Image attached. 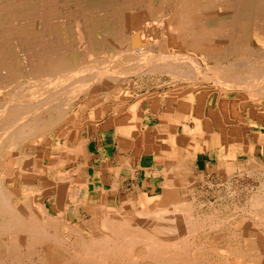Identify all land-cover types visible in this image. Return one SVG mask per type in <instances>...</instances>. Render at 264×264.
<instances>
[{"label": "bare ground", "instance_id": "1", "mask_svg": "<svg viewBox=\"0 0 264 264\" xmlns=\"http://www.w3.org/2000/svg\"><path fill=\"white\" fill-rule=\"evenodd\" d=\"M144 1L0 0V264H63V258L64 264H264L258 226L264 221V179L245 199L249 216L234 226L244 227L241 238L231 224L219 222L213 204L194 209L176 190L191 182L199 147L220 149L225 158L216 164L227 163L228 170L240 148L247 169L264 171L254 156L257 147L264 156V60L248 47L253 32L264 40V15H257L264 0ZM160 39L177 60L165 56L162 44L151 52L150 44ZM81 53L91 55L88 63ZM137 59L172 82L205 79L244 90L252 106L236 117L245 115V127L223 126L228 100L221 98L216 108L202 99L197 110L190 102L178 107L183 137L175 144L181 152L169 148L164 131L169 108L161 114L154 103L152 117L138 101L98 127L94 111L105 103L98 93L114 97L125 74L136 73ZM79 94L83 101L69 116ZM87 109V122L74 124ZM109 119L114 126L106 130ZM255 128L260 130L251 139ZM91 131L98 143L94 160ZM108 143L117 146L113 162L102 151ZM204 157L200 166H210ZM136 172V187H123ZM69 206L74 218H83L66 221ZM247 220H257L252 227L260 243Z\"/></svg>", "mask_w": 264, "mask_h": 264}, {"label": "rangeland", "instance_id": "2", "mask_svg": "<svg viewBox=\"0 0 264 264\" xmlns=\"http://www.w3.org/2000/svg\"><path fill=\"white\" fill-rule=\"evenodd\" d=\"M147 3H149V2H147V0H145L143 2V4H147ZM153 6H156V5H153ZM71 7H75V6L72 5ZM169 9H170L169 5L164 6L162 11L165 12L166 14H169V11H170ZM257 15L263 16L264 12L261 14L257 13ZM73 30H74V27L72 28L71 32ZM253 34H254V32L252 33L251 37H249L248 47L250 49H252L253 53H257L259 55V58H258V59H260L259 61H262V60H264V40L262 38L258 37L256 34H254V35ZM161 44L164 47L163 52H164L165 56L169 57V59L171 58L173 60H177L178 57H177L176 51L171 49L169 47V45H167L166 41L163 39H160V42H153L150 44V48H152L151 52L153 51V53L156 54L159 51ZM79 55L82 57V60L84 62H86V63L89 62L88 56H91V55H87V54H83V53H81ZM174 56H175V58H174ZM137 61H138V59H137ZM140 62L138 61V64L136 63L137 64L136 66L140 65V66H138L139 68L137 69L136 73H134V72L128 73L127 72L125 74L126 76L124 77L123 83L120 85L119 88H117L113 92L114 97H112L111 99H107L106 95L108 92L104 91V93L103 92L98 93V96L102 98V99L100 98L101 100L99 101V103L102 104L105 102L104 104L98 106L100 110L95 109V111H94V113H96L97 118H98V119H95L97 121L96 124L98 125V127L101 124V122H102L101 120H103V118L106 119L108 117L114 116L115 114L119 113V111L122 109V107H124V106L126 107L127 105L136 103L138 101H139V104L141 106L142 111H144L146 113V116L152 117L151 112L149 110V108H150L149 106H151L154 103L157 106V108L160 109L161 114L167 108H169V114H168L169 117L168 118H169V127L170 128L167 127V128H165L166 130H164V131H165V133H168V135H169V142L172 141L171 143H169V146H170L169 148L175 147L176 151L181 152L182 150H179V149H182L183 147L175 144L176 138L181 136L180 139H182V137H183L182 126L180 124H178V122L180 121V118H178V115L180 113L178 107H180V105H182V104H185V102L186 103L190 102V104H192L191 107H194L197 110L199 101L202 102V100H204L206 102V104L216 108L218 106L219 98L228 100L227 101L228 102L227 110L222 112L221 117H220V120H222L221 122H222L223 126L225 128H231L234 124L233 127H235V126L245 127V125L247 123V118L245 117V115L243 114L244 116L242 117V119H239L241 117H236V114H238V112L241 111L242 108L245 110V109L249 108L250 106H252L251 102H249V97H248L249 95L246 94V92L244 90H240V89L239 90L238 89H230L229 90V88L226 89V88L219 87V84H217L213 81H210V80H205V79H202L201 81L192 83L190 85L186 84L185 82H176V81L172 82L167 74H164L162 72L156 73V71L150 72V71H148L150 65L147 64V62H145V61L143 62V60L141 63ZM263 72H264V69H263ZM198 84H200V85H198ZM194 85H196V86H194ZM196 92H197V94H196ZM169 97H171L172 99ZM200 99H202V100H200ZM196 100H197V102H196ZM82 101H83V94H79L78 97L73 100L74 105H73L71 113L70 112L68 113L69 116L72 114V112L74 110H76V108H79ZM243 102H245V103H243ZM170 103H171V105H170ZM103 106L105 108H107V107H109V108H107V110H106V109H104ZM259 108H260V110H262L264 108V103H262ZM231 110L234 112H232ZM90 111L91 110H89V109H87L85 111H79L78 112V119L82 118L83 120H80V121L76 120L77 122L74 124H77V126L81 127L83 125V123H86L87 118L91 114ZM81 112H83V113H81ZM86 112H87V115H86ZM183 112H184V110H183ZM259 114L260 113L257 112V114L254 117L257 119V117H260ZM238 121H240L241 123H239ZM107 123L108 124L104 126V129H106V130L110 129L114 126L113 120H111V119H109L107 121ZM235 123H236V125H235ZM175 124L178 125V127H176V130H175L176 132L173 129ZM190 124H193V123L190 121ZM205 124L208 126L210 125V123H205ZM85 128H83V130ZM211 130L212 129L210 128L209 132H212ZM259 130L260 129L255 128V129H253V131L248 132V136H250L249 138L252 139V137L254 135L252 133H255L256 131H259ZM171 131H172V133H171ZM223 132L226 133L225 131H223ZM89 135H91V136L93 135L92 137L96 136L95 133L93 134V131H91V133H89ZM171 136H173V137H171ZM50 137H52V135H50ZM93 139L94 140L90 144V151L92 152V155H91L92 160L99 158V153L95 152L97 144H98L97 138L94 137ZM173 144H175V146H173ZM42 146H43V144L41 145V147ZM44 147H46V145ZM116 147L117 146L114 143L113 144L108 143V144H105V146L102 149V151H104L105 158H108L109 156L111 157L109 159V160H111V162L114 161L113 158L116 156ZM219 150L220 149H218V148H212V150L211 149L208 150L205 148L203 149L200 147L197 148V150L194 151V155H195V158L197 160L193 161V166H190V169L192 171L188 175V176L192 177V178H190L191 182L187 183V185H186V183L179 185V187H177L176 190H177V192L180 193V195H183L184 197L188 198V200L194 206V209H196V204L201 203V205L204 209H206L208 207V205L213 204V207H216V209H218L219 222L226 224V225L231 224L229 226L233 227L234 230L236 231V233H240L239 238H241V237H243L242 232L244 230L242 231V229L244 227L240 226L238 228V227H234V226H235V224L240 223L242 218H246L249 216V214H247L248 213L247 212L248 211V205H247L245 199L247 200L248 197L250 198L251 195L255 194L258 191V189H260L261 180L264 179V177L262 176L264 171L263 172L262 171L253 172L250 169H247V165L245 166V162L247 159V153H246V151H243L240 148L236 149V150H238V152H236V154H235L236 158H234L237 161L236 162L237 164L235 167L232 166L231 167L232 169L228 170L227 168L229 166L227 163H225V164L223 163L222 166L219 164L217 165L216 164L217 159H219V157H221V158L224 157L223 152H221V150L219 152ZM234 152H235V149H234ZM210 154H211V156H209ZM262 154L263 153H262L261 147H257L255 152H254V156L259 160V162L264 163L262 161V160H264L263 159L264 156ZM177 155H179V154H177ZM203 157L208 158V159L210 158L209 159V163H211L210 166H207V165H206L207 167L200 166V164H201L200 161H201V159H203ZM113 165H114V163H113ZM182 174H184V173H182ZM139 176H140V173L136 172V176L134 178L129 179L127 177L125 180H123V182H124L123 187H125V188L127 187L129 189L130 188L134 189L137 185V178H139ZM46 182L48 183V181H46ZM218 205H219V207L221 205V207L219 208ZM235 207H237V209ZM68 210H69L68 212H70V216L68 214L69 218H66V219H68L66 221L73 222L78 217L83 218V216H84V214H83V216L81 214H79V216H78V213H77V215H75L76 217L74 218V216L72 215L73 214V207L69 206ZM233 210H237V211H233ZM245 213H246V215H245ZM71 215L73 216V219L70 218ZM230 216H232L233 218ZM228 217H230V219H227ZM231 218H232V220H231ZM222 220H224L226 223ZM258 222H259L258 226L261 227V229H259V230H261L262 233H264V221L263 222L258 221ZM258 222H257V220H250V221L247 220L248 226H246L247 228H249V232L256 234L254 236V243L255 244L260 243V241H261L260 233L257 232L256 230H254V228L252 227L255 223H258ZM61 232H62V230H61ZM63 232H65V231H63ZM65 236H66V233H63L62 242H63L64 246L67 247L69 242H68V238ZM233 239H236V238L233 237L232 240ZM243 246L245 248V245H243ZM66 261H67V258H63L62 263L64 264V263H66Z\"/></svg>", "mask_w": 264, "mask_h": 264}]
</instances>
